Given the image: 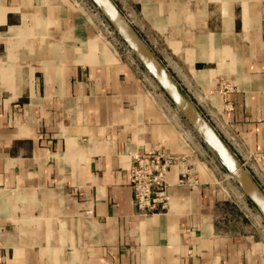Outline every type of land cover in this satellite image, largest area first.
I'll return each mask as SVG.
<instances>
[{
    "label": "crops",
    "instance_id": "obj_1",
    "mask_svg": "<svg viewBox=\"0 0 264 264\" xmlns=\"http://www.w3.org/2000/svg\"><path fill=\"white\" fill-rule=\"evenodd\" d=\"M114 2L264 191V0ZM122 45L90 0H0V264H264L263 217Z\"/></svg>",
    "mask_w": 264,
    "mask_h": 264
},
{
    "label": "water",
    "instance_id": "obj_2",
    "mask_svg": "<svg viewBox=\"0 0 264 264\" xmlns=\"http://www.w3.org/2000/svg\"><path fill=\"white\" fill-rule=\"evenodd\" d=\"M264 219V191L114 0H90Z\"/></svg>",
    "mask_w": 264,
    "mask_h": 264
},
{
    "label": "built area",
    "instance_id": "obj_3",
    "mask_svg": "<svg viewBox=\"0 0 264 264\" xmlns=\"http://www.w3.org/2000/svg\"><path fill=\"white\" fill-rule=\"evenodd\" d=\"M109 27H111L110 24ZM176 160L175 156L161 150L138 152L133 155L129 169L130 186L134 204L138 210L145 214H153L158 208H167L169 196L166 174ZM180 182L190 184V179L183 174Z\"/></svg>",
    "mask_w": 264,
    "mask_h": 264
},
{
    "label": "rangeland",
    "instance_id": "obj_4",
    "mask_svg": "<svg viewBox=\"0 0 264 264\" xmlns=\"http://www.w3.org/2000/svg\"><path fill=\"white\" fill-rule=\"evenodd\" d=\"M112 27H109V23L107 24V30H108V33L112 36V37H114L115 36V38H116V36H118L117 34H116V32L115 31H112ZM123 46V45H122ZM125 46H123V48H124ZM126 48L127 47H125L124 49L126 50ZM184 119V118H183ZM185 120V119H184ZM185 122H186V120H185ZM186 124H187V126H188V128H191L190 126H189V124L186 122ZM208 150V152H210V153H206V151L204 150V152H203V156L204 157H206V159H209L210 158V160H212V164H215L216 166H217V168H218V170H219V172L220 173H222L223 175H225L229 180H231V181H233V179L231 178V176L228 174V172L224 169V167L221 165V163L218 161V159L216 158V156L209 150V149H207ZM234 182V181H233ZM234 186H236L238 189H239V187L237 186V184L234 182Z\"/></svg>",
    "mask_w": 264,
    "mask_h": 264
}]
</instances>
